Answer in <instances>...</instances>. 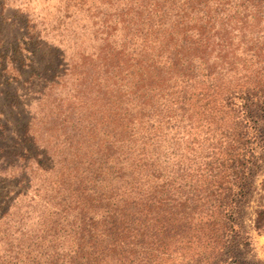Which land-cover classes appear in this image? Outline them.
<instances>
[{"label":"trees","instance_id":"trees-1","mask_svg":"<svg viewBox=\"0 0 264 264\" xmlns=\"http://www.w3.org/2000/svg\"><path fill=\"white\" fill-rule=\"evenodd\" d=\"M138 1L134 50L127 34L114 47L102 21L96 95L86 77L72 123L81 139H65L75 152L58 157L27 111L16 167L1 172L3 188L18 183L0 195V264H242L233 248L250 243L239 224L254 189L249 128L264 122V0ZM29 80L20 105L35 94L48 104L59 83L25 92ZM186 132L197 148L182 166ZM254 226L264 232V202Z\"/></svg>","mask_w":264,"mask_h":264},{"label":"rangeland","instance_id":"rangeland-1","mask_svg":"<svg viewBox=\"0 0 264 264\" xmlns=\"http://www.w3.org/2000/svg\"><path fill=\"white\" fill-rule=\"evenodd\" d=\"M138 2L140 1L0 0V195H4L7 188L12 189L18 183L15 181L9 187L3 188V183L11 180H3L5 176L1 172L8 168V173L5 174L12 173L9 168V163L13 166L15 164L11 154L15 148L12 146L27 128V111L30 117L34 116L33 132L49 138L50 147L59 154L58 157L75 152L73 148L68 147L65 139L75 135V131L77 138L81 139V125L79 129L73 130L72 123L76 124L78 119L81 122V82H84L86 77L93 82L92 98L96 95L94 89L99 79L95 81V78L102 71L98 56L105 36L102 34V21L106 19L112 26L111 41L114 47L119 49L124 35L127 34L129 50H134L138 43L131 37L136 27L132 15H136L135 6ZM138 40L140 42V39ZM16 65L21 66V72L24 74L21 77L17 75V70L12 68ZM25 78L30 79L24 82L25 92L31 89L42 90L51 82L59 83L52 89L48 104L43 99L37 100L38 94H35L33 98H28V107L20 105L26 97L18 98L16 89L21 88L20 84ZM127 83L132 84L131 81ZM61 98L63 106L56 108V103L60 102ZM47 113L51 115L48 125L43 121ZM65 117L72 121L62 128V119ZM255 128L256 130L249 128L250 143H247L249 155H253L256 162L252 166L254 189L251 197L243 203L239 224L242 238L249 237L250 243L239 244L237 249L233 248L242 264H264V232L254 226L256 211L264 202L261 187L264 179V122L261 121ZM185 135L186 137H177L180 142L176 145L179 148L176 163L182 166L186 164V157H190L189 146L197 148V142H192L193 136L187 132ZM204 136H198L200 142ZM56 137L64 140L60 146L56 145ZM5 151L7 163L1 157ZM31 192L33 191L29 193ZM28 199L29 195L26 199L19 196L14 200L12 208L17 206V200L22 201L18 206L27 205ZM3 223L1 218L0 229L4 228Z\"/></svg>","mask_w":264,"mask_h":264}]
</instances>
